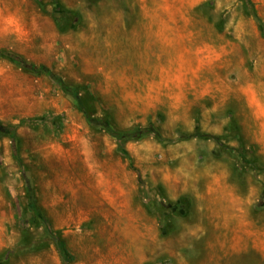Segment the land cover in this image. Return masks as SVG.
I'll return each mask as SVG.
<instances>
[{
    "label": "rangeland",
    "instance_id": "1",
    "mask_svg": "<svg viewBox=\"0 0 264 264\" xmlns=\"http://www.w3.org/2000/svg\"><path fill=\"white\" fill-rule=\"evenodd\" d=\"M263 31L264 0H0V264H62L48 227L70 264H264Z\"/></svg>",
    "mask_w": 264,
    "mask_h": 264
},
{
    "label": "trees",
    "instance_id": "2",
    "mask_svg": "<svg viewBox=\"0 0 264 264\" xmlns=\"http://www.w3.org/2000/svg\"><path fill=\"white\" fill-rule=\"evenodd\" d=\"M254 16L257 18L256 15H254ZM262 34L264 36V31L262 32ZM8 55L15 62L19 63L20 66L24 70L32 72V73H43V74L49 76L54 82H57L65 92L72 94L77 99L79 106H82V99H81L80 95H78V93L76 92L77 89L74 87L68 86L60 77H58L56 74H54L48 67H46L44 65H37L34 63L27 62V61L23 60L22 58H20L18 55L13 54V53H9ZM83 112H84L86 121L90 125H96V126L102 127L107 133H109L111 136H113L115 139H117L120 144H122L128 140L139 138V137H141L147 133H154L155 136L160 141L163 140L157 131H155L149 127L133 128L130 130H119V129L113 128L110 124H108L104 121H100L98 119L93 118L89 114V112H87L84 109H83ZM197 135L208 136L207 134H203V133H197ZM11 137L12 138L14 137L13 133H12ZM29 207L37 217H39L42 220H45L44 217L41 215L40 210L35 205L31 196H30V201H29ZM48 230H49L50 234H52L56 240V243H57L58 248H59L60 256L62 259V264H70V255H69L68 251L65 249L63 242H62V239L58 235H56V233L50 227H48Z\"/></svg>",
    "mask_w": 264,
    "mask_h": 264
},
{
    "label": "crops",
    "instance_id": "3",
    "mask_svg": "<svg viewBox=\"0 0 264 264\" xmlns=\"http://www.w3.org/2000/svg\"><path fill=\"white\" fill-rule=\"evenodd\" d=\"M250 238V237H249ZM251 239V238H250ZM262 244H256V243H247L244 247L245 251H249L250 248L253 249L257 254L258 258L264 259V246H261ZM235 249L233 248V251Z\"/></svg>",
    "mask_w": 264,
    "mask_h": 264
}]
</instances>
